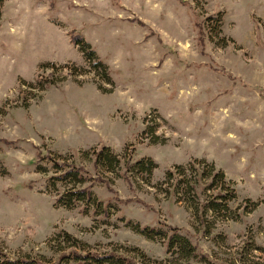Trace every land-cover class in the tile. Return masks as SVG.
Masks as SVG:
<instances>
[{
	"label": "rangeland",
	"instance_id": "374dc122",
	"mask_svg": "<svg viewBox=\"0 0 264 264\" xmlns=\"http://www.w3.org/2000/svg\"><path fill=\"white\" fill-rule=\"evenodd\" d=\"M48 63L53 83L40 89ZM102 145L157 165L94 182L107 213L55 204L69 185L47 187L55 170L41 157L91 169L84 155ZM191 163L223 172L201 182L216 211L196 210ZM179 166L177 195L166 172ZM171 228L196 259L161 241ZM60 229L87 247L139 248L152 264H264V0H0V259L50 258Z\"/></svg>",
	"mask_w": 264,
	"mask_h": 264
},
{
	"label": "trees",
	"instance_id": "16d2710c",
	"mask_svg": "<svg viewBox=\"0 0 264 264\" xmlns=\"http://www.w3.org/2000/svg\"><path fill=\"white\" fill-rule=\"evenodd\" d=\"M196 26L198 27V37L201 43L205 32L201 24H196ZM70 36L72 42L78 46L93 68L101 72L103 76H106L107 82L111 83L112 80L107 65L97 55L90 43L80 34H71ZM40 69L50 70L47 74L38 76L35 81L36 87L43 89L53 83L51 78L54 74L55 65L48 63L40 66ZM64 69L69 72V75H74V72L72 73L67 66ZM84 156L91 163V169H87L84 165L77 163L79 161L78 156L74 157L76 161H70L69 159L59 160L51 158L49 155L41 157V159L47 160L53 170H55V175L47 177V187L48 185H54L55 188H58L56 187L58 182L69 185L65 190L56 193L55 204L68 209L81 206L82 211H88L93 208L94 213H107L108 204L103 205V201L97 199L92 190L94 182H109L108 178L110 177H107V174L111 177L129 179L133 172H142L149 177L157 165L150 157L131 159L130 156L127 158L120 156L106 145L94 147L90 152H86ZM197 165L194 163L190 164L193 169L188 170L191 171L195 181L193 184L190 181L187 182L188 186L192 189L190 190L192 192L191 198H193L195 208L196 210H200L201 213H205L210 209L216 211L217 208L215 207L219 204L217 199H199L206 195V186H203L201 182L203 178L207 177L211 178V182L217 177L223 179V172L213 168L206 171V169H200L199 163ZM178 168L179 172L172 169H168L166 172V178L170 181L167 189L169 193L177 195L179 194V187L183 183L179 176L183 175L185 170L181 169L183 167L180 166ZM36 170L38 172H45L47 169ZM52 180H54V183ZM218 196H222V194L218 193ZM91 202H93V206L90 208L89 204ZM133 229L150 239H155L157 238L156 236L160 235L158 230L154 228L148 229L146 226H136ZM56 233L48 246V249L52 253L50 258L46 259L38 254H35L34 258H1L0 264H152V261L145 253L136 247L124 251L118 248L96 249L85 246L80 239L64 229L57 230ZM160 238L161 241H166L167 247H178V251L184 259H196L198 257L192 241L186 236L178 234L174 228H171L170 235H164Z\"/></svg>",
	"mask_w": 264,
	"mask_h": 264
}]
</instances>
